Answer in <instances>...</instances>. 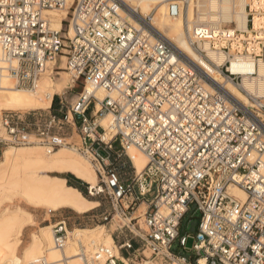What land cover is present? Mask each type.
I'll use <instances>...</instances> for the list:
<instances>
[{
    "label": "built area",
    "instance_id": "1",
    "mask_svg": "<svg viewBox=\"0 0 264 264\" xmlns=\"http://www.w3.org/2000/svg\"><path fill=\"white\" fill-rule=\"evenodd\" d=\"M66 1L0 0V71L16 86L35 89L41 77L65 69L73 83L82 79L107 94L98 100L82 88L69 104L57 94L60 113L50 107L4 110L0 125L7 144L51 149L73 146L65 132L78 130L76 149L99 164L94 193L110 202L100 220L118 222L121 232L111 236L120 237L115 243L120 256L101 244L82 250L79 264H264V93L242 86L243 76H258V63H264V0H246L244 31L234 23L232 29L197 23L188 31L192 46L244 99L158 34L151 12L141 13L130 0H70L67 19L55 28L45 10ZM150 1L153 8L163 3L176 18L186 16L197 0ZM199 42L224 52L223 64L216 65ZM232 63L253 70L232 71ZM106 114L112 116L108 130L99 121ZM113 141L120 152L134 145L146 155L141 172L125 179L108 167ZM231 187L243 190L245 198ZM191 207L198 218L189 247L180 226ZM52 228L56 246L63 249L66 220ZM188 249L194 255L183 253ZM30 264L49 263L42 256Z\"/></svg>",
    "mask_w": 264,
    "mask_h": 264
},
{
    "label": "bare ground",
    "instance_id": "2",
    "mask_svg": "<svg viewBox=\"0 0 264 264\" xmlns=\"http://www.w3.org/2000/svg\"><path fill=\"white\" fill-rule=\"evenodd\" d=\"M130 1L139 8L141 13L148 14L151 12L150 24L158 34L174 43L184 56L199 65L213 81L222 84L231 94L244 99V95L236 86L231 81L226 80L220 70L207 61L204 56H201L192 46L188 31L197 23L206 24L209 28L224 25L231 27V23H234L233 27L237 30H246V0H197L189 4L185 17L179 15L176 18L169 16L163 3L153 8L154 4L150 0ZM69 5L70 0H67L64 7L45 10V14H47L53 27L59 28L62 26L61 21L68 17ZM222 23L227 24L222 25ZM198 46L206 51L207 56L216 65L223 64L225 61L224 52L214 50L207 42H199ZM63 63L64 66L61 64L62 68L65 67V58ZM229 69L243 73L253 70L251 66L239 67L234 63L229 66ZM63 71L66 72L65 69ZM257 71L258 76L256 77L243 76L242 86L249 91L263 94L264 63H258ZM11 79L13 78L10 75L0 71V111L48 108L55 93L61 94L73 84L71 77L66 76L62 82L57 83L53 80L54 77L46 75L40 78L42 80L41 82L39 80L35 89H29L16 86ZM65 84L68 86H64ZM62 86L64 87L58 93L57 90ZM82 88L88 93L94 94L98 100H101L107 94L102 88L93 87L88 82ZM98 106L99 102L97 101L96 107ZM99 121L108 130L112 122V116L106 114ZM74 150L66 146H61L56 150L41 145L8 147L3 152L0 160V194L4 190L17 189L16 192L20 191L19 193L23 199L35 207L57 210L60 207L67 206L77 212L91 210L98 202L84 196L75 186L69 185L65 177L40 173L41 170L46 172L68 171L78 179L89 183L90 188H92L96 183V174L90 163L76 155L77 153H74ZM126 153L136 172H141L147 164L146 155L134 145L127 146ZM230 190L240 199H244L246 196L240 188L231 187ZM23 213L21 209L10 211L5 208L0 213V264L2 258L16 257L19 242L18 234L23 223ZM52 227L50 225L42 226L37 234L33 233L30 243L20 254L21 264L32 263L39 256L42 257V253L47 254L43 257L49 264H79V254L82 250L91 252L101 244L113 247V251L119 255L117 245L109 233L104 231L103 224L93 228L68 229L69 236L63 249L56 246ZM127 264L131 263L127 262Z\"/></svg>",
    "mask_w": 264,
    "mask_h": 264
},
{
    "label": "rangeland",
    "instance_id": "3",
    "mask_svg": "<svg viewBox=\"0 0 264 264\" xmlns=\"http://www.w3.org/2000/svg\"><path fill=\"white\" fill-rule=\"evenodd\" d=\"M185 17V16H184ZM227 24V23H222V25ZM232 25V24H231ZM62 59V65L64 66L63 60ZM64 70V69H63ZM63 70L60 71L59 75L54 74L51 77H54V81L58 82H62L64 80V77H70V74L67 70H65L66 72H64ZM45 77V76H44ZM43 79V78H42ZM41 79V80H42ZM40 80V82H41ZM11 81L15 84V81L13 79H11ZM84 85V82L82 79H79L78 81H76L75 83H73L70 87H68L67 89H65V91L59 95H61V97L63 98L64 102L66 104H69L70 102H73L76 98V95L82 90V87ZM64 86H62L60 89L57 90V92H61L62 88ZM59 100V96L57 95V93H55L52 97V101L50 104V110L52 112H56V113H60L59 109H60V105L58 103ZM54 101V103H52ZM49 108V107H48ZM36 109H47V108H36ZM22 112H26L28 110H34V109H19ZM4 110H1V112H3ZM66 135L70 136L72 142H73V146L71 145H65L66 147L69 148H73L75 149L74 153H77L76 155L80 156L81 158L87 160L90 163L91 168L94 170L95 174H96V183L99 181V176H98V172H97V168L99 167V164L96 163L95 161H91V159L84 154V152H82L80 149H76L77 147H80V136H79V132L78 130L72 131L70 129H66ZM6 136L5 131L3 129V127L0 125V160L2 158L3 152L5 151V149H7L8 147L14 146V147H19V146H27V145H41V146H45L39 143H34V144H19V145H13V144H7L6 142L2 141L1 139H3ZM109 138V135L106 136V140ZM68 140V141H69ZM46 147V146H45ZM61 147V146H59ZM59 147L55 148L54 150L58 149ZM53 151V150H52ZM118 153H121L120 156H117ZM107 157H108V161H106V164H108V167H115L118 170H120L123 174L124 177L127 176H131L136 170L133 167V164L130 160V158L128 157L126 151L124 152H120L119 149V145L117 141H113L112 142V149L111 151H108L106 153ZM105 167V166H104ZM102 170V168H101ZM40 173L42 174H49V175H57L60 177H66V181L67 183H78V185L81 187V192L89 199L91 200H97L99 202V205L93 209H91L88 212L85 213H78L70 208L67 207H62L59 208L58 210H50V209H46L44 207H35L29 203H27L22 195L19 193L20 191H17V189L14 190H4L1 194H0V213L5 209H9L10 211H13L15 209H21V211H23L24 213L22 214V219H23V223L22 226L20 227V233L18 234V246H17V254L15 258H2L1 260V264H21L20 263V254L22 252V250L30 243L31 241V237L34 234H37L39 231V228L42 226H46V225H50L52 227V223H54L55 221L59 220V219H65L67 222V227L68 229H73V228H93L97 225H104V231L106 233L109 234H120L119 232H121L119 229H117V225L118 222H109L104 224V222L102 220H100V213L103 211H109L110 210V202L108 201V199L102 195V194H95L94 193V189L93 186L92 188H90L89 183L78 179L77 177H75L73 174H71L68 171H64V172H46L44 170H41ZM145 206H141L139 209V212L144 211ZM25 213H27L26 215H24ZM29 216V218H28ZM27 218L25 219V218ZM197 218H198V212H194L193 211V207H191L188 211H186L183 219H182V223L180 226V234H187L188 235V239H187V246L191 247L193 245L194 242V233H195V229H196V222H197ZM26 220V221H25ZM123 233H125L128 237H130L129 233L125 231V229H122ZM34 233V234H33ZM114 238V243L118 242V239H120V237L118 238ZM107 245V244H105ZM174 249L176 251H178L180 248H178L176 245H174ZM184 252H188L190 255H194V252L191 249H188ZM42 256L45 255L47 256L46 253H42ZM41 257V256H39ZM38 257V258H39ZM8 258V259H7Z\"/></svg>",
    "mask_w": 264,
    "mask_h": 264
},
{
    "label": "crops",
    "instance_id": "4",
    "mask_svg": "<svg viewBox=\"0 0 264 264\" xmlns=\"http://www.w3.org/2000/svg\"><path fill=\"white\" fill-rule=\"evenodd\" d=\"M64 86H68V85H64ZM52 103H54V101L52 102ZM119 172H120V174H121V176L123 177V178H128V177H130V176H127V177H124V174L119 170ZM132 176V175H131ZM95 201H97V200H95ZM98 202V201H97ZM99 205V202H98V204L95 206V207H97ZM63 207H67V206H63ZM94 207V208H95ZM60 208H62V207H60ZM67 208H70V207H67ZM59 209V208H58ZM57 209V210H58ZM70 209H72V208H70ZM93 209V208H92ZM72 210H74V209H72ZM75 211V210H74ZM90 211V210H89ZM77 212V211H76ZM88 212V211H87ZM78 213H85V212H78ZM78 228H81V227H78ZM85 228H88V227H85ZM110 236H111V234H109ZM111 238H112V236H111ZM186 256H188V257H190L191 255L188 253V252H185L184 253Z\"/></svg>",
    "mask_w": 264,
    "mask_h": 264
},
{
    "label": "trees",
    "instance_id": "5",
    "mask_svg": "<svg viewBox=\"0 0 264 264\" xmlns=\"http://www.w3.org/2000/svg\"><path fill=\"white\" fill-rule=\"evenodd\" d=\"M61 176V175H60ZM64 177V176H63ZM66 178V177H65ZM69 184V183H68ZM69 185H72V186H75L76 188H78L80 191H81V187L78 185V183L76 182V183H70ZM82 193V192H81ZM83 194V193H82ZM84 195V194H83ZM85 196V195H84ZM197 223V222H196ZM183 253H185V252H183Z\"/></svg>",
    "mask_w": 264,
    "mask_h": 264
},
{
    "label": "water",
    "instance_id": "6",
    "mask_svg": "<svg viewBox=\"0 0 264 264\" xmlns=\"http://www.w3.org/2000/svg\"><path fill=\"white\" fill-rule=\"evenodd\" d=\"M79 116V115H78Z\"/></svg>",
    "mask_w": 264,
    "mask_h": 264
}]
</instances>
